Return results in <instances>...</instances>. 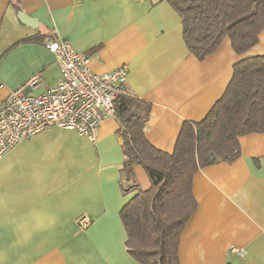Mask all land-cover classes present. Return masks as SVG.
Instances as JSON below:
<instances>
[{"label":"crops","instance_id":"crops-1","mask_svg":"<svg viewBox=\"0 0 264 264\" xmlns=\"http://www.w3.org/2000/svg\"><path fill=\"white\" fill-rule=\"evenodd\" d=\"M23 11L35 22H20ZM67 40L95 73L125 65L129 95L149 104L145 135L172 152L185 121L202 120L223 95L238 60L264 54L258 43L237 54L224 37L203 59L183 41L166 0H0V99L38 76V95L60 77L44 46ZM120 122L105 118L91 142L54 128L0 158V264H141L128 252L120 210L134 192L123 172ZM240 155L199 169L196 209L179 236L180 264H264V132L239 137ZM145 168L133 185L146 190ZM91 224L79 229L76 218ZM241 248L244 255L232 252Z\"/></svg>","mask_w":264,"mask_h":264},{"label":"trees","instance_id":"trees-1","mask_svg":"<svg viewBox=\"0 0 264 264\" xmlns=\"http://www.w3.org/2000/svg\"><path fill=\"white\" fill-rule=\"evenodd\" d=\"M165 1V0H164ZM180 16L183 41L198 59L215 51L224 37L243 54L264 29V0H166ZM149 104L130 95L115 103L120 122L123 172L133 193L120 210L128 252L141 264H180L179 236L196 209L192 179L202 167L232 162L239 137L264 132V54L233 64L221 98L202 120L185 121L173 151L146 138ZM145 168L146 190L133 185V166Z\"/></svg>","mask_w":264,"mask_h":264},{"label":"built area","instance_id":"built-area-1","mask_svg":"<svg viewBox=\"0 0 264 264\" xmlns=\"http://www.w3.org/2000/svg\"><path fill=\"white\" fill-rule=\"evenodd\" d=\"M44 46L58 64L60 77L35 95L30 90L37 86L38 76L33 75L0 99V158L34 134L54 128L74 131L94 142L102 121L115 115L116 101L129 95L125 65L99 74L90 69L88 56L67 40L50 37ZM75 222L83 230L91 224L87 215L78 216ZM230 250L245 253L241 248Z\"/></svg>","mask_w":264,"mask_h":264},{"label":"water","instance_id":"water-1","mask_svg":"<svg viewBox=\"0 0 264 264\" xmlns=\"http://www.w3.org/2000/svg\"><path fill=\"white\" fill-rule=\"evenodd\" d=\"M17 17L20 19V22H23L29 25L35 24L34 23L35 21L33 19H30V17L27 14H25V12L23 11H18Z\"/></svg>","mask_w":264,"mask_h":264}]
</instances>
